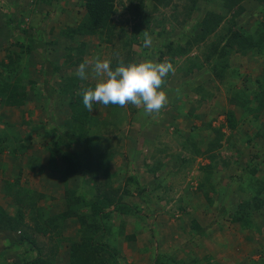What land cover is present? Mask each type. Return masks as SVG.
<instances>
[{
	"label": "crops",
	"instance_id": "1",
	"mask_svg": "<svg viewBox=\"0 0 264 264\" xmlns=\"http://www.w3.org/2000/svg\"><path fill=\"white\" fill-rule=\"evenodd\" d=\"M241 4L245 8L244 13L249 17L252 16L251 12L254 8L258 6L255 0H243ZM249 17L246 18L249 19ZM258 20L260 18H255L252 21L253 24ZM244 28L249 29L245 26ZM251 52L243 55L237 53L230 57L229 62L233 69L237 67L239 70L233 71V76H230L223 85H219L217 80L212 79L208 71H200L196 77L194 75V79H191L187 68L181 67V60L186 58L189 63L192 62L190 60L192 52L188 56L182 55L175 60V63H172L175 72L178 69L179 82L171 74L168 75L164 91L171 85H178L181 89L179 92L173 90L169 92L170 94L168 93L167 110L159 118L155 115L146 117V120L155 121L156 124L149 123L146 127L147 124L139 112L133 113L131 119L128 117L127 123L135 121L136 114L139 124L131 127L129 134L122 133L115 148L108 141V135L105 137L106 143H95L107 161L105 168L114 170L113 172L117 175V179L113 181L115 186H122L120 183L127 176L134 178L137 176L139 184L143 183L142 186L147 187L149 191L158 189L155 190V195L170 198L164 208H170L172 212L181 211L183 222L189 227L186 234L189 236L188 239L194 236L195 247L203 246L202 238L208 235L220 240L224 250L216 258L219 264H260L264 254V208L253 212L257 217V223L254 226L243 225L229 218L231 213L238 210L237 200L250 196L246 191L244 192V189L255 179L249 171L251 163L258 169L255 174L256 178H264V159L255 160L254 163L250 159L253 153V156L257 153L264 155V106L255 116L254 113L233 104L235 97L243 94L247 100H250L252 107L261 104L256 103L257 99L254 97L257 95L254 96L251 91H256L260 87V94L264 82L258 83L256 80L264 73V57L262 59H258L257 56L252 57ZM253 61L257 62L250 64ZM177 64H180L179 67ZM208 84L211 85L209 88L214 90L220 88L224 91V94L219 92L215 94L214 90H205L204 98L198 97L202 101L211 102L212 107H215L214 110L208 107L205 109V105H209L208 102L198 104L199 99L194 102L193 97L189 96L191 89L194 91L195 87L206 89ZM43 98L29 97L23 106H8L4 102L5 99L0 98V133L8 139V146L0 152V206L9 216L14 217L19 211L18 208L22 212L21 223L15 229L0 225V264H23L38 256L46 264H71V246L82 236L81 229L84 219L72 213L71 210L76 207L72 205L73 208H71L68 205L72 200L75 201L79 194L91 195L92 184L99 183L81 175L63 177L59 172L49 169V140L43 137V141L38 143V134H35L36 131L48 129H46L45 116L49 114L46 112H51V100ZM64 103L67 109L64 107L62 110L67 116L69 109L66 101ZM31 104H34V107L28 108L27 106ZM226 110L234 112L237 126L235 129L223 126V132L226 128L228 129L227 143L211 151L218 152L220 155L222 153V155L210 160L209 156L205 155L207 144L214 138L209 124L212 127L215 126L216 121L212 119L213 116ZM205 111L207 114L210 113V116L206 117ZM92 116L93 113H91ZM169 125H171V131L163 130ZM44 133L42 131V136ZM27 135L31 136L30 146L23 153L20 151L14 155L11 154L16 146L12 142L15 143L18 138L27 142ZM158 135L163 140L168 135L171 138L179 137V147L180 150L183 149L185 156L182 155L176 159V155L175 159L179 160L178 162L168 161L166 158L157 160L155 144L158 142ZM138 144L141 147H138ZM124 150L130 154L128 161L124 165L119 164L116 169L112 168V158L114 156L121 158L125 154ZM57 161V166L62 171L65 167L64 162L60 158H57ZM128 167L133 169V175H130ZM243 179H245L244 182ZM198 184H202V187L199 188ZM133 186L136 189V186ZM134 189L131 193L136 191ZM118 196L124 201L125 196L122 189ZM113 208L114 206L110 207L112 212L109 220L118 218L119 212L114 211ZM222 208H224L223 212ZM85 209L84 207L82 211H86ZM141 213L147 214L143 211ZM193 219L205 229L204 234L195 235L191 231V220ZM144 221H138L133 217L134 230H137ZM261 234H263L262 237ZM22 235L34 241L35 245L27 240H21ZM111 240L113 245L120 248L119 240ZM189 245L192 249H188L185 256L180 257L181 264H189L191 256L187 254L191 251L192 257L194 255V258L199 260L204 256L198 248H193L191 242ZM127 246L128 250L134 251V244ZM202 250L205 253L203 247ZM155 260L156 257L153 263Z\"/></svg>",
	"mask_w": 264,
	"mask_h": 264
},
{
	"label": "trees",
	"instance_id": "2",
	"mask_svg": "<svg viewBox=\"0 0 264 264\" xmlns=\"http://www.w3.org/2000/svg\"><path fill=\"white\" fill-rule=\"evenodd\" d=\"M170 1L171 0H155L152 6L153 8L151 9L157 11L159 7L158 4L168 6L171 4ZM209 1L211 0H184V3H181L180 6L176 3L171 4L173 10L171 11L172 20L180 26L181 30L177 34H174L172 33L175 29L173 26L168 35L165 29L166 20L156 16L152 17V15L145 10V6H148L145 0H130L129 11L134 23L131 25V33L126 38L124 36L125 40L121 45L124 46L126 52L132 53V43L137 41V39L141 41L144 37V31L150 32L152 35L157 34L156 31L151 29V23L154 21V24L163 26H161V34H166L164 37L166 42L163 43L164 41H162L158 44L159 47L162 48V46H164L166 49H159V53L156 55V59L159 63L164 61L163 57L165 55L168 57L165 58L168 62L175 63L176 58L182 57V55H188L195 48H202L201 45L203 44L204 50L202 51V56L205 60L208 61L214 58L215 60L219 59V61H215L214 63L215 69L212 67L209 69L211 71H208L209 75L211 76L212 73L213 77L217 78V82L224 84L230 76H233V71L236 72V70H239L237 67L233 69L229 63V55L232 53H241L243 55L252 51L250 54L252 57H264V0H255L258 6L254 8V11L259 12L262 16H260V20L255 21L254 26H251L249 29H245V24L242 25L238 21V17H244L245 15L246 17L249 16L244 13L245 8L241 4L243 0H213L218 3L217 8H203L202 3L205 4ZM115 2L116 0H80V5L85 11L84 14L77 23L63 28L61 34L65 38L74 40L96 35L101 41L114 45L116 23H114L112 16L116 13ZM179 7L181 10L178 9ZM196 11H198L199 14H197ZM20 12L21 10H18L17 13H12L8 17L9 22L12 24L11 27L21 33L22 40L16 42L18 50L14 49L8 51L6 54L8 58L7 62L0 61V66L2 68L0 73V98H4V102L8 106H23L29 97L42 96L40 94L42 90L45 91L47 100L53 99L56 94L67 93L69 99L66 100V103L70 113L64 120V123L58 125V128H60V126L71 128L64 132L61 128L58 129L57 126H53L50 127L51 130H46L44 133V137L48 132L54 136V139L49 141L48 146L49 169L53 172H59L63 177H65V175H81L93 182H99L95 183L96 185L92 184L93 192L90 193L91 195L85 196L79 194V196L75 198V201L72 200L68 205L71 208H73V206L76 207L74 210H71L72 213L84 219L81 229L82 236L71 246V264H124V257L120 253V248L117 247V245H113L109 241L111 239L108 238V235L113 231L109 223L111 222L109 221V217L112 212L110 207L114 206L113 210L119 212L117 217L120 218L119 220H122V224H124V220L127 217H134V219L144 221L145 215L141 213L144 210H142L139 205L126 203L123 199L119 198V186L113 187V183L109 179L103 183L98 179V174L103 172L102 170L104 169L107 170L104 166L107 161L104 159V155L101 151H99V148L95 146L96 140L85 135L84 125L91 120L90 112L83 106V97L80 94L82 88L94 87L95 82L81 80L80 77L72 80L71 84L65 82L66 84L60 85L58 81L54 83L51 82L52 78L61 77L59 73L62 67L68 65L76 66L83 63L82 55L85 52L84 47H86V43L83 41L80 42L82 46H78L79 48L77 49L65 47L69 52L63 56V62L58 63L56 61V56L59 51L50 50L51 54H53L52 58L48 57L46 51V48L52 44V41L37 37L34 34V30H36L35 27L32 29L33 32L26 29L22 25L23 20H19L18 18ZM22 14L24 13L22 12ZM119 31L126 33L123 27H120ZM36 53L43 62L41 70L39 71L42 75L41 85L38 79H34L27 69L18 74L23 57L28 56V58H30ZM220 57L224 58L223 63H221ZM194 59L195 58L190 59L193 61L191 70L202 69L201 62H197ZM120 60L119 58L111 60L113 69L118 65ZM122 60L126 64L123 58ZM203 71L205 72V70ZM256 81H258V83L264 82V73L259 76ZM58 87L59 89L56 91ZM195 88V91L201 94V99H203V89H200V87L199 89L198 87ZM259 90L260 87H258L256 91L251 92L254 96H258L254 97L257 99V102L256 100L255 102L261 104L252 107L250 105V100H247L244 94L240 96L237 95L233 104L245 109V111L254 113L256 116V113L264 106V83H262L260 94ZM201 99H199V101ZM96 105L101 104H94L93 108ZM112 106L114 108L118 107L117 105ZM135 111L140 112L138 108L135 109ZM221 112L224 114L225 118L224 125L230 129H235L237 121L234 112L232 110ZM209 127L214 132V138L207 144L205 152L210 160H213L220 154L211 151L221 147L223 133L220 126L213 128L209 124ZM52 130H55V133H52ZM77 132L78 136L75 137ZM35 134L40 135L41 133L36 131ZM56 134H58V141L57 139L55 140ZM6 138L7 137L2 136L0 133V152L8 146V139ZM26 139L28 140L27 142L23 141L21 138L16 139L15 143L12 142V144L16 146H14V150L11 154L14 155L20 151H22L20 153H23L30 146L31 136L27 135ZM76 141L82 144L81 151H75L72 147V142L75 143ZM91 145H93V147H91ZM97 153L101 157H97ZM253 155L254 153L252 156ZM57 158L62 159L64 162L65 167L62 171L59 170L57 166ZM253 158H259V160L262 161L264 155L257 153ZM250 166L249 171L255 176V179L252 180L249 185L247 184L244 189V192L246 191L250 196L248 198L245 197V199L237 200L238 210L231 213L229 218L231 221H239L243 225L250 226L251 224L254 226L257 223V217L253 212L264 208V178H256L255 174L258 172V169L252 163ZM245 179L242 181L244 182ZM127 182L136 186L134 190H136L139 195L146 194V187L140 185L136 178L128 177ZM246 182H248L247 179ZM198 186L200 188L202 184H198ZM130 194L131 191L129 193H124V196L126 197ZM84 207L86 211H82ZM17 210L19 211L13 217L9 216L0 206V225H5L11 229L18 227L21 223L22 212L19 208ZM221 210L223 212L224 208ZM142 216H144V218ZM191 231L195 235L205 233V229L194 219L191 220ZM117 232L121 235L123 234V232L120 231V227ZM117 237L118 235L114 234V240L117 239ZM126 238H128V240H133L131 236H126ZM21 240H27L32 245H35L34 241H31L25 235L21 236ZM190 256L191 260L189 264H215L213 261L211 262V256L209 255H204L201 260L194 258V255L192 257V253ZM169 260H172V256L164 257L162 254H159L154 264H172L173 262H169ZM178 262L181 264L180 261ZM23 264L46 263L38 256ZM260 264H264V254L261 257Z\"/></svg>",
	"mask_w": 264,
	"mask_h": 264
},
{
	"label": "rangeland",
	"instance_id": "3",
	"mask_svg": "<svg viewBox=\"0 0 264 264\" xmlns=\"http://www.w3.org/2000/svg\"><path fill=\"white\" fill-rule=\"evenodd\" d=\"M183 1L184 0H171L170 3L171 4L176 3V4H179L180 6L181 3H184ZM145 2L148 5V6H145V10L148 11V13L152 15V17L156 16L158 18H164L166 20L165 29L167 30L168 35L171 32V27L173 26L175 27V29L172 33L177 34L181 30L180 26L177 25L174 22V20H172L171 11L173 10H172L171 4L168 6H162L158 4L159 7L156 11V10L151 9L153 8L152 6L155 3V0H145ZM115 6H116V13L112 16L114 23H116L115 39H114L115 42L113 45V44L101 41V39L96 35L84 37V38L82 37V38H79L78 40L68 39V38L63 37V35L61 34L63 28H65L68 25H74L75 23H77V21L80 20V18L85 12L84 8L80 5V0H0V61L2 60V61L7 62L8 58L6 57V54L8 53V51H12L14 49L18 50L16 42L22 40L21 33L18 30H14L11 27L12 24L9 22L8 17L12 13H17L18 10H21L18 18L19 20L21 19L23 20L22 25L26 29H29L30 32H33L32 29L35 27L36 30H34V34L37 37L44 38L47 41L48 40L52 41V44H50V46L46 48V51L48 53L49 58H52L53 56L50 50L59 51L58 55L56 56V61L58 63H62L63 58H64L63 56H65L69 52L65 47H72V48L77 49L79 48L78 46H82V44L80 43L82 41L86 43V47H84L85 52L82 55L83 63L87 60L90 62V65L91 63L95 61L97 56H99L101 60H104V59L114 60V58L115 59L123 58L126 61V64L133 63V62H140L142 60H152L154 62H158L156 59V55L159 53V49L166 50L164 46H162L161 48L158 45L160 44L159 42H162V41H164L163 43L166 42V39L164 38L166 34L164 35V33L161 34L160 32L163 26L160 24H154L153 23L154 21L151 23V29L157 32L156 35H152V33L148 32L153 37V45L151 48L143 47V41H144V37H143L141 41L137 39V41H134L132 43V46H131L132 53L126 52V49H124V46L121 44L125 40V38L131 33V25L134 23L133 22L134 20L132 19V16L129 11L130 10V0H116ZM217 6H218V3L213 0L205 4L202 3L203 8L212 9V8H217ZM178 9L181 10L180 7ZM22 12L24 14H22ZM196 13L199 14L198 11H196ZM251 13L253 14L251 17L248 16L249 19L246 18V15L244 17H238V21L242 25L245 24L246 28H250L251 26H254L252 21L255 20V18L259 19L260 16H262L259 12H256L254 10ZM120 27H123L126 30L125 31L126 33H122L121 31H119ZM201 46L203 49L195 48L193 51H191L192 52L191 54H192V58H195L194 59L195 61L201 62L202 69H199V70L195 69L194 71H192L191 68L193 66V63H192L193 61L191 60L192 62L189 63L188 60H186V58H182L181 60L182 61L181 67L187 68L191 79H194L196 77V74L199 73L200 71L202 72L203 70H205L206 72L207 71L211 72L209 69H211V67L215 69V64H214L215 61H219V59L215 60V58L210 59L208 61L205 60L204 57L202 56L204 45L202 44ZM233 55L234 53L229 55L228 56L229 59L231 56L233 57ZM163 58H164L163 62H165L167 61L165 58H168V57H166L165 55ZM220 58H221V63H223L224 58L222 57ZM257 58L259 59V57ZM256 62L253 61L252 63L250 62L249 63L255 64ZM42 63L43 62L41 58L37 55V53L33 54L30 58H28V56H24L19 66L20 68L18 70V74L20 72H23L25 69H27L29 70V73H31L34 79H38L41 85L42 75L39 71L41 70ZM90 65L88 69V79L86 80L95 82L90 72ZM179 65L180 64H177L178 67ZM78 67L79 65H76V66L68 65L66 67H62L59 73V76L61 77L52 78L51 82L54 83L55 81H58L60 85L66 84L65 82H68L69 84H71L72 80L78 78V76L76 75ZM1 71H2V68L0 66V73ZM170 74L172 77L177 78V81L179 82L178 69L176 70L174 74L169 73L168 75ZM211 77H213V75ZM167 78L168 76L166 77V79ZM212 79H214L215 81L217 80L216 77H213ZM219 85H223V83H219ZM164 87L165 85L162 86V90H164ZM209 87H211L210 84H208L207 88L203 89L202 92L204 93L205 90L206 91L214 90L213 88H209ZM58 89L59 87L56 88V91ZM179 89H181L180 86L171 85V87L170 86L166 87V93L168 94L170 91L173 92V90L174 91L178 90L179 92ZM189 92H190L189 96L193 97L194 102L200 99L198 97H201V94L196 93L193 89H191ZM214 92L215 94H217V92L224 94L223 93L224 91L222 89L220 90V88H216ZM40 94L42 95L40 96V98L44 97L47 100L45 91L42 90ZM169 94H168V97H169ZM67 99H69V96L67 95V93L66 94L64 93L56 94L55 97L51 99V104H50L51 112H46L49 114H47V117L45 116V119L47 120L45 121L47 122V126H46V129L48 128L47 131L50 129V127L57 126L58 128L59 127L58 125H61L62 123H64V117L66 116L65 115L66 113L63 111L64 110L63 108L64 107L66 108L64 102ZM201 101H198V104H206V102H208L207 100L206 101L203 100L205 103L203 101L202 103ZM208 103L209 105L206 104L205 109H207L206 107H208L214 110L215 107H212V103L211 102H208ZM27 107L28 108L34 107V104L33 105L31 104L30 106H27ZM135 109H137V107L131 104L123 108L120 106L114 108L112 105L110 106L102 105L100 107L95 106L93 108V111L90 112L91 121L84 125L85 135L88 137L90 136L92 139L96 140V143L98 141L102 144L107 142L105 137L108 135V139H109L108 141L111 143V146L115 148V144L121 137L122 133L129 134V132L131 131L130 128L135 127L136 124H139L136 120V114H135V119H134L135 121L131 123L129 122V124L127 123L128 117L129 119H131L133 113H138L135 111ZM138 110L140 111L139 115L143 118V121L147 124L146 127L149 126V123L156 124L155 121L146 120L147 115L144 114V110L142 107L138 108ZM166 110H167V107H165L160 112L159 115H155V116L159 118V116L162 115L163 112ZM67 113H70V111H68ZM91 113H93L92 117H91ZM95 114L98 117L95 116ZM204 114L206 117L210 116V113L207 114L206 111L204 112ZM68 115L69 114H67V116ZM221 116H224L222 112H219L217 116L215 115L213 116L212 119H215L216 121V124L215 126H213V128L218 127V126H220V129L223 128V125L225 123L224 121L225 118ZM170 126L171 125L165 126L163 130L167 129L168 131H171L172 129ZM60 128L65 132L69 130L71 127H66V126L61 127L60 126ZM227 130H228L227 128L225 129V132L221 130L223 133V136H222L223 145L227 143V137H228ZM42 131L46 132V130L45 131L41 130L40 133H42ZM52 133H55V130H52ZM185 134H187V132H185ZM169 135L164 138L165 140L161 139V137L158 135L159 136L158 142H156L155 144L156 146V151H155L156 157L155 158L157 160L166 158V160L168 161H171V160L175 161L177 158L181 157L182 155L185 156L183 149L180 150V147H179L180 145L179 137L171 138ZM77 136H78V132L75 137ZM37 137H38L37 142L40 143V141H43L42 138L44 137V135L42 136L40 134ZM44 138L45 140H47L48 138V140L50 141L54 139V136H52V134L48 132ZM56 139L58 141V134L55 135V140ZM140 142L142 141L140 140ZM72 144H73L72 147L75 149V151L82 150V146H81L82 144H80L78 141H76L75 143L72 142ZM138 147H141V146H139L138 144ZM124 152L125 154L121 158H118L119 156H114L112 158V163H111L112 168L114 167V169H116V167L119 164L124 165V163L128 161L130 154L129 153L127 154L125 150ZM176 155L177 157L175 159ZM205 155H207L206 152H205ZM96 156L101 157L98 153L96 154ZM204 158L205 157H203V159ZM250 159L252 160L253 163L255 162V160H259V158L254 159L253 156H251ZM176 161L178 162L179 160H176ZM131 169H129L128 167V171L130 172V175H133L134 171L133 169L132 170ZM102 171L103 172L98 174V179L100 181L102 180L107 181L109 179L113 183V181L117 179V175L113 172L114 170L104 169ZM127 177H125L123 182L120 183L122 184V186H119L120 187L119 191H121L122 189L124 190V193H129L130 191L134 189L133 184L130 182H127ZM135 178L137 179V176H135ZM142 185L144 184L142 183ZM113 187H115V184H113ZM155 190H158V189H152L151 191H149L148 188L146 187V191L147 192L149 191L148 193L139 196L137 191H134L129 196H126L124 198V201L126 203H136L142 208V210H144L143 212L147 213L145 214V221L137 229L139 231L134 230L135 226L132 224L131 217H129L128 219L126 218L124 220V224H122L123 223L122 220H119L120 219L119 217L115 218L114 220H109L111 221L109 222L110 228L113 231L111 232L110 235H108V238L114 240L113 236L115 233L120 235L115 240H119L121 242L120 253L124 257V261H123L124 264H154L153 259L154 257L157 258L159 254H162L164 257L172 256V260L171 261L169 260V262H173L174 264H180L178 262L180 261V257L185 256L186 251L188 249L189 250L192 249L190 248L191 246L189 245V242L193 244V248H198L201 254L203 253V255L205 256L206 255L211 256V259H210L211 262L213 261V263L219 264L216 261V258L219 255H221L224 250V247L221 246V241L214 239L212 235H208V236L204 235L206 237L202 238L203 246L195 247L194 246L195 243L193 239L194 236L188 239L189 236L188 234H186V231L188 230L189 227L187 223L183 222L184 218H183L181 211L172 212L170 208H164L167 203V200L170 198H166L164 195H160L161 197L158 196V194L155 195L156 193ZM142 217L144 218V216ZM119 227H120V231L123 232L122 235L117 232ZM126 236H131L133 240L127 241L128 238H126ZM262 236L263 234H261V237ZM109 241L111 242L112 240H109ZM128 244L135 245L133 247L134 251H131L132 249L128 250L129 249L127 246ZM187 244H188V247H187ZM202 247L204 248L205 253L203 252ZM191 253L192 251L189 252L187 256H190Z\"/></svg>",
	"mask_w": 264,
	"mask_h": 264
},
{
	"label": "clouds",
	"instance_id": "4",
	"mask_svg": "<svg viewBox=\"0 0 264 264\" xmlns=\"http://www.w3.org/2000/svg\"><path fill=\"white\" fill-rule=\"evenodd\" d=\"M143 47L151 48L153 37L144 31ZM111 60L99 57L93 63L85 61L78 67L76 75L81 80L88 79V69L95 80L94 87L82 88L83 106L93 111L94 104L104 106L129 104L143 108L147 116L159 115L168 105L169 97L162 86L166 84L169 73L174 74L175 68L170 62H154L142 60L125 64L121 59L113 69Z\"/></svg>",
	"mask_w": 264,
	"mask_h": 264
}]
</instances>
